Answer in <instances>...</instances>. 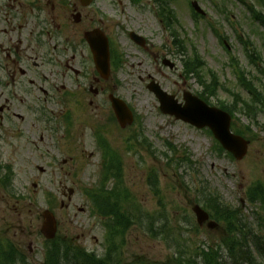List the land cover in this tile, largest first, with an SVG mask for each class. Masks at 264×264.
<instances>
[{"label":"rangeland","instance_id":"1","mask_svg":"<svg viewBox=\"0 0 264 264\" xmlns=\"http://www.w3.org/2000/svg\"><path fill=\"white\" fill-rule=\"evenodd\" d=\"M192 1H169L179 19L176 28L180 37L173 35L157 14L160 0H94L87 8L81 6V0H62L61 5L56 3V9L48 5L47 16L54 17L51 28L59 35L58 43L62 47L67 40L76 51H67L58 65L49 67L43 64L45 50L36 51L38 67L32 66L34 70L24 77L25 90L28 80L34 81L30 84L31 94L20 93L24 104L44 108L45 118L53 119L59 128L56 135L51 133L47 119L44 124L37 123L38 114L28 113L19 103H13L9 113L14 116L13 125L20 130H15L9 121L1 123L0 161L6 166L11 187L8 191L0 187V245L14 254V263L42 264L46 239L41 227L46 210L54 213L58 223V237L52 243L65 239L76 249L110 258L102 220L106 218L95 214V205L98 208L97 201L115 192L113 182L118 176L121 180H116L117 191L122 185L131 195L127 204L124 200L121 203L134 223L117 240L115 264H174L176 254L196 256L203 247L221 243L228 234L227 226L212 230L206 223L198 225L193 212L195 196L191 192L195 189L198 196L200 186L206 183L217 189L227 204L240 208L247 219L252 215L251 222H258L246 191L253 182L264 181V111L259 112L255 123L238 114L236 128L247 129L248 125L252 138L246 156L234 160L217 149L214 137L206 130L161 113L157 98L147 88L155 80L180 99L184 91L197 94L204 90L196 78L185 75L182 53L178 52L182 45L177 39L184 41L189 56L196 53L205 62V74L209 69L217 74L222 86L216 95H210L213 103L229 100V88L246 95L238 86L231 57H236L251 78L264 79L262 71L249 63L238 39L239 34L250 39L264 57L263 27L251 19L243 4L239 0H197L207 14L195 21L189 5ZM247 1L257 4L255 0ZM74 5L83 14L79 23L73 20ZM212 24L223 35L228 50L211 29ZM95 27L108 35L123 56L117 68L112 66L106 80L98 75L90 48L83 42L85 32ZM131 31L146 38V48L131 40ZM47 41L52 47L57 44L55 40ZM164 58L176 67L164 65ZM68 60L79 74L66 66ZM39 70L41 78L36 76ZM91 85L94 93L89 90ZM111 93L134 109L140 117L136 126L123 129L110 121ZM15 114L24 117L20 121ZM97 129L103 136L98 142L94 136ZM141 130L152 145H140L138 133L133 132ZM20 132L26 137L21 138ZM169 143L177 152L170 150ZM184 152H190L194 164L184 162L177 169L169 158L177 161ZM109 162L111 168L103 170ZM154 176L161 197L150 182ZM139 210L150 219L141 223ZM7 241L19 254L7 247ZM223 248V264H233Z\"/></svg>","mask_w":264,"mask_h":264},{"label":"trees","instance_id":"2","mask_svg":"<svg viewBox=\"0 0 264 264\" xmlns=\"http://www.w3.org/2000/svg\"><path fill=\"white\" fill-rule=\"evenodd\" d=\"M264 2V0H262ZM166 11L165 8H163ZM171 13L168 11L167 19L171 22ZM264 24V18L261 20ZM258 53L252 51L249 54V57L253 61V64L256 66V57ZM199 58L196 55V58L189 57L185 60V69L188 74L200 75L201 65L199 63ZM200 68V69H199ZM264 72V71H263ZM212 87L214 83L209 84ZM245 86L249 89L251 94V99L243 100L241 110H245L247 114L255 116L257 112L264 108V100L260 87L254 83V81L245 82ZM240 100L238 99L234 103V109L237 108V104ZM226 109V108H225ZM232 111V110H230ZM187 156L186 161L194 164L193 160L190 159V156L184 153ZM120 175V174H119ZM118 179L119 176L117 177ZM113 189L115 192L111 193L109 198L106 200H99L98 203V212L105 218L107 221L105 223L109 231V240L114 244H118L117 240L119 237H123L125 230L134 223L132 217L130 218L127 214L126 207L122 205V200L127 204L131 200V195L128 193L127 189H124L121 185L117 191L118 186H114ZM158 192V189H156ZM189 190V189H188ZM113 192V191H112ZM159 193V192H158ZM199 200L202 202L204 208H206L212 218L216 219L218 222L223 223L228 228V234L226 237L221 240V243L217 245H209L203 247L196 256H182L179 255L174 259L175 264H223L222 262V248L226 250L227 255L232 258L233 264H264V232H255L254 229L248 222H245L244 219L236 210H233L229 207L226 202L223 201L220 194L213 190L209 185L200 186L199 190ZM117 196V198H116ZM248 199L252 202H260L264 207V186H259L256 189H253L248 194ZM139 216L141 217V223L145 218L150 219V215L145 214L139 210ZM153 221V219H151ZM249 224V225H248ZM55 246L59 243H53ZM114 248L109 250L110 258L106 259H97L93 255H70V250H66V262L67 264H115L117 262L112 257V252ZM55 253L52 251L49 252L47 261L45 264H63L60 261L59 253L57 249H54ZM58 252V254H57ZM3 250L0 251V257H2ZM83 255V256H82ZM85 256L83 261H80ZM1 261V260H0ZM12 264V263H11Z\"/></svg>","mask_w":264,"mask_h":264},{"label":"flooded vegetation","instance_id":"3","mask_svg":"<svg viewBox=\"0 0 264 264\" xmlns=\"http://www.w3.org/2000/svg\"><path fill=\"white\" fill-rule=\"evenodd\" d=\"M61 1L0 0V124L4 121L12 123L14 116L10 117L8 114L13 103H19L29 113L30 105L24 104L20 93L31 94L30 84L34 81L28 80L27 90H25L27 81L24 77L34 70L32 66L38 67L36 59L39 54L36 51L45 50L43 64L47 65L46 67L58 65L60 58L67 51H76V48L67 40L61 47L58 43V33L45 28V26L54 25V17L51 19L47 16L48 5L56 9V3L59 2L61 5ZM76 12L74 11L72 15L75 16ZM46 37L51 41L55 40L57 44L50 46ZM71 57L75 58V55ZM39 65L41 66L42 63ZM66 66L71 71H77L70 60L66 62ZM40 71L42 70L37 71L38 78H41ZM36 103L34 99V104ZM36 106L39 105L36 104ZM15 117L21 121L24 116L15 114ZM44 120L43 118L35 119L39 124H44Z\"/></svg>","mask_w":264,"mask_h":264},{"label":"water","instance_id":"4","mask_svg":"<svg viewBox=\"0 0 264 264\" xmlns=\"http://www.w3.org/2000/svg\"><path fill=\"white\" fill-rule=\"evenodd\" d=\"M197 9L200 11L198 7ZM96 34H98V32H96ZM87 37L94 50L98 69L104 74L109 73V51L105 37H102V39H104L103 45L95 44L94 32L87 33ZM171 67H173V65H171ZM149 87L159 98L161 104L160 108L164 113L175 115L177 119H182L199 128L209 126L223 146L239 159L247 153L248 141L231 133V119L226 112L208 106L205 102L189 93L184 95L186 102L182 104L179 103L175 96L165 92L159 84L153 82ZM112 101L121 125L125 126L130 123L133 116L128 106L122 100L116 98H113ZM194 211L196 212L200 224L209 219L208 214L199 206H196ZM209 226L214 227L215 223L210 222ZM42 230L47 238H53L55 236L57 230L56 220L49 211H46L44 214Z\"/></svg>","mask_w":264,"mask_h":264},{"label":"bare ground","instance_id":"5","mask_svg":"<svg viewBox=\"0 0 264 264\" xmlns=\"http://www.w3.org/2000/svg\"><path fill=\"white\" fill-rule=\"evenodd\" d=\"M63 264H67L66 262H63Z\"/></svg>","mask_w":264,"mask_h":264}]
</instances>
